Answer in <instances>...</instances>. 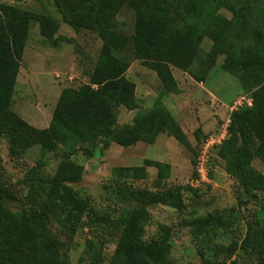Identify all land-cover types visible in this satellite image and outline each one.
<instances>
[{"label":"trees","instance_id":"16d2710c","mask_svg":"<svg viewBox=\"0 0 264 264\" xmlns=\"http://www.w3.org/2000/svg\"><path fill=\"white\" fill-rule=\"evenodd\" d=\"M95 1L96 6L92 3ZM116 1L53 0V4L69 25L89 27L91 23L98 25L99 20L104 22L103 16L118 7ZM227 5L225 0H135V20L129 36L133 42L132 56L156 73L160 82L158 97L151 107L141 109L134 84L121 79L126 66L118 69L101 63L100 71L92 74L96 89H86L82 98L71 102L61 98L52 115L49 132L66 148V153H80L91 158L94 151H103L110 143L121 147L137 142L152 144L159 134L172 137L188 149L189 141L162 101L167 95L180 92L171 67L186 72L197 82L202 81L187 70L194 61L202 64L197 52L205 37L213 43L207 54L210 66H214L216 57L221 55L220 69L236 78L243 92L255 89L252 92L254 108L263 107L260 115L264 117V0H259L257 8L251 5L244 9H229L230 20L216 14L219 8ZM32 19L40 22L42 33L52 41L55 27L50 29L42 15L0 5V137L6 136L10 151L18 154L41 142L45 134L27 126L8 110V96L17 73L10 46L14 51L20 49ZM103 22L100 28L104 27ZM97 31L100 33L99 28ZM118 107L134 111L130 124L117 125ZM252 112L249 107L233 111L227 137L216 147V155L224 163L225 171L246 198L238 207L252 200L264 204V175L252 166L255 140L264 152V123L259 127L253 125L250 121ZM199 131V128L195 129L194 138ZM147 165L156 169L153 191L128 182L145 179ZM110 173L113 181L104 189L115 202L126 207L118 219L97 216L88 200L76 194L70 184L81 180L83 166L68 157L59 161L50 178L44 179L47 188L42 199L20 212L12 213L5 207L4 201L15 200V197L8 189L0 187V264H66L59 252V242L50 236L48 225L56 221L73 233L81 225L83 215L90 222L98 223L102 234L113 239L110 264H133L137 254L143 255L147 264H165L166 241L144 239L143 235L150 216L149 207L161 205L178 211L184 207L182 187L166 183L171 175L170 165L144 160L140 166L114 167ZM33 176L36 175L32 174L31 178ZM234 212V208H229L208 213L183 225L196 228L200 237L209 233L212 227L229 229L230 222L225 215ZM244 222L241 243H237V238L230 243L226 247L227 255L238 252L257 264H264V220L250 215L244 217ZM102 259V253L94 251L87 264H101ZM201 261L206 264L202 257Z\"/></svg>","mask_w":264,"mask_h":264},{"label":"rangeland","instance_id":"374dc122","mask_svg":"<svg viewBox=\"0 0 264 264\" xmlns=\"http://www.w3.org/2000/svg\"><path fill=\"white\" fill-rule=\"evenodd\" d=\"M96 2L92 3L96 6ZM116 3L118 7L103 16L104 22L99 20L98 25L91 23V26L85 27L83 24L71 26L65 22L53 0H0V5L42 15L49 22L50 29L55 27L53 40L50 41L42 33L40 22L32 19L27 25L20 49L14 51L10 46L17 73L8 96V110L27 126L45 134L41 142L27 148L22 154L11 152L8 138L4 135L0 137V187L8 189L15 197V200L4 201L5 207L16 213L41 200L47 188L44 179L50 178L59 161L68 157L83 166L81 180L70 184L76 194L88 200L97 216L118 219L123 216L126 207L115 202L104 189L113 181L111 169L140 166L144 160L160 161L170 165L171 175L166 183L182 187L184 203L180 211L161 205L148 209L150 216L144 225L143 238L166 241L168 252L165 264H202L201 257L206 264H257L238 252L228 256L226 247L236 238L237 243H241L245 230L244 217L256 215L264 220V204L252 200L238 207L239 202L246 198L239 193L235 180L217 157L218 145L209 147L202 161L200 156L208 137L224 133V138L227 137L229 117L233 111L252 108L250 121L259 127L260 123H264V117L260 115L263 107L254 108L252 92L255 89L243 92L237 79L220 69L221 55L216 57L214 66H210L207 59L213 44L210 38H203L198 48L197 57L202 59V64L194 61L187 71L203 82L202 89L196 86L197 93L202 97L204 95L209 103L213 100L215 103L208 110L206 100L198 97L195 99L198 108L194 105L195 110L190 111L193 102H183V107L177 108L178 102L174 101L177 94H169L162 101L169 113L175 114L178 120L179 117L185 119V123L181 124L190 143L188 149L172 137L159 134L152 144L137 142L120 147L110 143L105 150H96L91 158H85L80 153L67 154L66 148L49 132L52 115L61 98L71 102L75 98H82L86 89H96L92 74L100 71L101 63L118 69L126 66L121 79L134 84L141 109L151 107L158 97L160 82L156 73L132 56L133 42L129 36L133 32L135 0H117ZM225 3L229 6L216 11L217 16L225 20L232 19V8L259 7V0H225ZM102 22L104 27L100 28ZM172 73L180 83L182 92L190 94L192 89L182 81V76L188 74L175 68ZM216 102L219 108L215 106ZM133 115L134 111L118 107L117 125L130 124ZM200 119L207 126L194 138L195 125ZM255 141L252 166L264 175V152L260 150L259 141ZM145 171V179L128 182L153 191L151 187L156 169L147 165ZM32 174L36 176L31 178ZM229 208L235 209L233 214L225 215L230 222L229 229L212 227L209 233L199 237L196 228L183 225L194 218ZM100 227L83 215L81 225L73 233L56 221L49 223L48 230L50 236L59 242V252L66 264H87L94 251L102 253L101 264H110L113 239L102 234ZM133 264H147V260L137 254Z\"/></svg>","mask_w":264,"mask_h":264},{"label":"crops","instance_id":"0c3cea01","mask_svg":"<svg viewBox=\"0 0 264 264\" xmlns=\"http://www.w3.org/2000/svg\"><path fill=\"white\" fill-rule=\"evenodd\" d=\"M176 69V68H175ZM178 70V69H177ZM173 71V67H171V72ZM172 75H173V73H172ZM173 77H174V75H173ZM175 78V77H174ZM182 78H184L182 81L184 82V83H186V85L188 86V88H190V89H192V91L190 92V94H185V92H182V87H181V85H180V83L177 81V85H178V87H179V89L181 90L178 94H177V99H176V97H174L175 99H174V101H176V102H178V104H177V108H178V106H181V108L183 107V102L185 103V104H188L189 102H193L191 105H192V110H190V111H194L195 109H194V105H196L197 106V108H198V104L196 103V101H195V99H198V97L199 98H201V99H204V100H206V104H207V108H208V110H209V106H212L214 103H215V100H213L211 103H209V101L206 99V97L203 95V97L202 96H200L199 95V93H197V89H196V86L199 88V90L200 89H202V81H200V82H197V81H195L194 79H192L189 75H185V76H182ZM175 80H176V78H175ZM184 93V94H183ZM170 95H172V96H176V95H174V94H170ZM136 99H137V97H136ZM165 100V99H164ZM208 101V102H207ZM137 104H138V101H137ZM189 104V105H190ZM216 104H217V102H216ZM215 104V106H217V108H219L218 107V104L216 105ZM139 106V105H138ZM221 107V106H220ZM130 111H133V110H130ZM171 114H172V112H170ZM172 117H173V119L177 122V124L180 126V128H181V130L183 131V126H182V124L181 123H185V119L184 118H181V117H179V120L176 118V115L174 114H172L171 115ZM133 117V116H132ZM188 118H189V116L187 115V120H186V122H188ZM131 120H132V118H131ZM206 126L207 125H205V124H203V120L202 119H200V121H197V123H196V125H195V129H197V128H199L200 130H201V132H204L205 131V128H206ZM194 129V130H195ZM121 147V146H120ZM160 162V161H159Z\"/></svg>","mask_w":264,"mask_h":264},{"label":"built area","instance_id":"2783aa9c","mask_svg":"<svg viewBox=\"0 0 264 264\" xmlns=\"http://www.w3.org/2000/svg\"><path fill=\"white\" fill-rule=\"evenodd\" d=\"M224 136H225V133L224 134H221L220 136H216V137H208L205 142L203 143V151H201V156H200V160L202 161V158L204 157L205 158V153H206V150L209 148V147H212V146H217L219 145L223 140H224ZM201 163H199L200 165Z\"/></svg>","mask_w":264,"mask_h":264}]
</instances>
